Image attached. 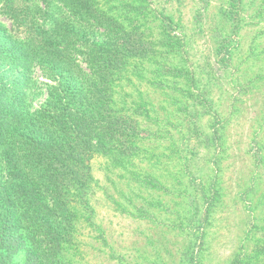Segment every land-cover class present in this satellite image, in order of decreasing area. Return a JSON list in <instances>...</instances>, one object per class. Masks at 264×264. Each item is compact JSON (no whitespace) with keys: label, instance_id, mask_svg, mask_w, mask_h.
I'll list each match as a JSON object with an SVG mask.
<instances>
[{"label":"rangeland","instance_id":"374dc122","mask_svg":"<svg viewBox=\"0 0 264 264\" xmlns=\"http://www.w3.org/2000/svg\"><path fill=\"white\" fill-rule=\"evenodd\" d=\"M76 3L82 40L52 6L63 44L26 85L61 87L90 142L61 179L66 264H264V0Z\"/></svg>","mask_w":264,"mask_h":264},{"label":"trees","instance_id":"16d2710c","mask_svg":"<svg viewBox=\"0 0 264 264\" xmlns=\"http://www.w3.org/2000/svg\"><path fill=\"white\" fill-rule=\"evenodd\" d=\"M44 1L0 0V58L9 61L15 75L9 87L0 85V264H66L68 195L61 179L69 163L84 159L90 144L66 140V132L83 135L86 129L83 132L85 127L76 121L81 110L62 95L61 87H51L36 104L27 103L26 85L34 68L47 59L54 61L47 52L63 44L57 40L59 13L52 6L62 2L74 30L71 37L82 40L75 18L85 13L77 0H47L43 7ZM88 39H83L86 46ZM88 51L90 62V47ZM3 75L0 72V81ZM19 84L25 94H6ZM76 151L80 157H74ZM38 182L45 183V189H34Z\"/></svg>","mask_w":264,"mask_h":264}]
</instances>
